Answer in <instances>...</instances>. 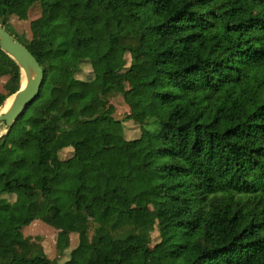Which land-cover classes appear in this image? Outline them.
Here are the masks:
<instances>
[{
    "label": "trees",
    "instance_id": "1",
    "mask_svg": "<svg viewBox=\"0 0 264 264\" xmlns=\"http://www.w3.org/2000/svg\"><path fill=\"white\" fill-rule=\"evenodd\" d=\"M0 25L43 69L0 121V264H264V0H0ZM0 77L1 106L21 85L1 48ZM126 121L140 135L106 146ZM37 219L54 258L22 233Z\"/></svg>",
    "mask_w": 264,
    "mask_h": 264
},
{
    "label": "rangeland",
    "instance_id": "2",
    "mask_svg": "<svg viewBox=\"0 0 264 264\" xmlns=\"http://www.w3.org/2000/svg\"><path fill=\"white\" fill-rule=\"evenodd\" d=\"M38 14V7L34 5L32 7L31 12L28 14V19L26 21H20L16 18H12L11 24L13 26V29L18 34H24L26 37L30 36V29H29V22L36 17ZM91 31L95 36L101 35V29L98 26L91 27ZM6 80L5 77H0V91L3 90V83ZM9 97L6 99L8 100ZM115 105V117L118 119H122L124 115L128 112V107L123 102L122 98L120 96H117L112 100ZM1 113H3L0 110ZM149 129H156V124H150L145 125ZM5 132L4 125H0V135ZM140 135V127L135 125L131 121H126L123 124V129L121 131L120 137H113L111 136H105L104 138V144L106 146L109 145H119L123 142L124 139L130 140L133 138H137ZM48 186L53 187L52 181L46 182ZM20 193V191H16ZM76 206L78 210L84 212L89 219L92 218L93 212L97 206V204L100 202V198L97 195L96 192H94L91 188L88 187H80L77 191L76 197ZM140 210L137 208H133L134 218L137 219V213ZM134 219V220H135ZM4 230L3 227H0V233ZM22 233L24 236H30L32 238H35L39 240L43 246V250L45 254L49 258H54L57 255V252L55 250V236H56V229L52 226L48 225L47 223L41 221V220H33L29 225L24 226L22 228ZM156 231H154L151 235V242L149 243V248L154 253H159L161 251V248L159 245H156ZM76 243V240H73L71 246L69 247V251L71 247Z\"/></svg>",
    "mask_w": 264,
    "mask_h": 264
},
{
    "label": "water",
    "instance_id": "3",
    "mask_svg": "<svg viewBox=\"0 0 264 264\" xmlns=\"http://www.w3.org/2000/svg\"><path fill=\"white\" fill-rule=\"evenodd\" d=\"M0 48L16 61L21 70V82L23 78L25 80L24 85H20V88L11 95L13 100L7 111L0 113V121L9 126L38 95L43 81V69L26 46L1 25Z\"/></svg>",
    "mask_w": 264,
    "mask_h": 264
},
{
    "label": "bare ground",
    "instance_id": "4",
    "mask_svg": "<svg viewBox=\"0 0 264 264\" xmlns=\"http://www.w3.org/2000/svg\"><path fill=\"white\" fill-rule=\"evenodd\" d=\"M25 83V80L23 78L22 82H21V86H23ZM12 100H13V96H10L8 100H5V102L3 103V105L0 107V110L4 113L5 111H7V109L10 107V105L12 104ZM1 113V112H0Z\"/></svg>",
    "mask_w": 264,
    "mask_h": 264
}]
</instances>
